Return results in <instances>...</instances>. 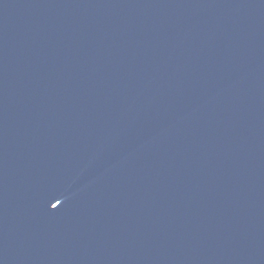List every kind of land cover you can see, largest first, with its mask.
Here are the masks:
<instances>
[{
    "label": "water",
    "instance_id": "obj_1",
    "mask_svg": "<svg viewBox=\"0 0 264 264\" xmlns=\"http://www.w3.org/2000/svg\"><path fill=\"white\" fill-rule=\"evenodd\" d=\"M0 264H264V0H0Z\"/></svg>",
    "mask_w": 264,
    "mask_h": 264
}]
</instances>
